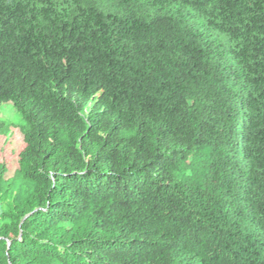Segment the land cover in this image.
<instances>
[{
    "label": "trees",
    "instance_id": "trees-1",
    "mask_svg": "<svg viewBox=\"0 0 264 264\" xmlns=\"http://www.w3.org/2000/svg\"><path fill=\"white\" fill-rule=\"evenodd\" d=\"M120 1L0 0V264H264V0Z\"/></svg>",
    "mask_w": 264,
    "mask_h": 264
},
{
    "label": "clouds",
    "instance_id": "clouds-1",
    "mask_svg": "<svg viewBox=\"0 0 264 264\" xmlns=\"http://www.w3.org/2000/svg\"><path fill=\"white\" fill-rule=\"evenodd\" d=\"M129 2L131 9L129 10L130 14L132 17H140V14L144 13L145 11H147V7L141 8V6L144 5V3L141 2V0H121L120 4H124L125 2ZM177 1L174 5L173 3ZM173 1L171 4H169V7H167L166 12L173 14L172 11L175 8H179L180 5L182 4L181 0H175ZM187 9L186 7L183 8L180 13H179V18H184L185 16H187ZM181 14H185V16H182Z\"/></svg>",
    "mask_w": 264,
    "mask_h": 264
},
{
    "label": "rangeland",
    "instance_id": "rangeland-1",
    "mask_svg": "<svg viewBox=\"0 0 264 264\" xmlns=\"http://www.w3.org/2000/svg\"><path fill=\"white\" fill-rule=\"evenodd\" d=\"M16 118V115H15V110L14 108L10 105V104H6V105H2L0 106V119H5V120H12L14 121ZM12 138H10V140H8V142H11L12 144L16 143H20L21 141V138L16 136L15 134H11ZM13 146V145H11ZM11 168L9 170V172L7 173L6 176H10L13 172V170L15 169V163H14V160L12 161L11 160Z\"/></svg>",
    "mask_w": 264,
    "mask_h": 264
}]
</instances>
